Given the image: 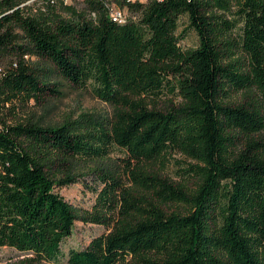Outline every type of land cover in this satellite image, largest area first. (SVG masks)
<instances>
[{
  "label": "trees",
  "instance_id": "trees-1",
  "mask_svg": "<svg viewBox=\"0 0 264 264\" xmlns=\"http://www.w3.org/2000/svg\"><path fill=\"white\" fill-rule=\"evenodd\" d=\"M22 2H0V248L19 264H264V0H122L139 13L125 23L95 0ZM26 55L112 114L8 124L17 102L60 93ZM114 151L127 186L103 172L91 209L59 193L70 164ZM171 152L195 162L183 183L155 169ZM77 221L106 231L63 252Z\"/></svg>",
  "mask_w": 264,
  "mask_h": 264
},
{
  "label": "rangeland",
  "instance_id": "rangeland-1",
  "mask_svg": "<svg viewBox=\"0 0 264 264\" xmlns=\"http://www.w3.org/2000/svg\"><path fill=\"white\" fill-rule=\"evenodd\" d=\"M23 4L30 6L31 12L38 8L43 0H20ZM2 2V0H0ZM74 5V4H73ZM76 6H81L79 2ZM33 9V10H32ZM186 26V17L181 18V24L177 33H182ZM197 44V36L193 30H187L180 41L182 48H193ZM9 58H4L3 62H7ZM25 61L32 67L39 70L40 78L52 88H59L60 93L46 92L39 101L30 100L28 102H17L14 105V113L6 117L8 124H13L16 120H22L24 123L35 122L41 126H59L69 118H76L82 113L91 115L110 116L113 112V106L94 97L88 91L78 88H72L71 85L64 81L54 70L53 67L38 59L36 56H27ZM6 66L0 64V68ZM56 86V87H53ZM168 102L162 100L154 104L156 108L165 109ZM152 106V104L150 105ZM122 154L114 151L109 154V158L100 161H78L70 164L68 168L72 169V173L76 175L77 180L71 182L68 186L58 188L59 193L70 203L76 207L91 209L95 203L97 193L105 186L100 179L103 172H116L120 177V183L127 186L128 175L124 172V165L118 159ZM195 162L179 152H171L167 155V160L161 166L155 165V169L161 172L162 176L168 177L176 183H183V173L181 169L187 168L189 164ZM101 168L94 173H90V169ZM177 207L184 208V205L167 204V210H175ZM106 231L101 225L75 222L72 234L62 243L63 252L69 249H82L90 239ZM25 256L22 253L8 248H0V264H19Z\"/></svg>",
  "mask_w": 264,
  "mask_h": 264
},
{
  "label": "built area",
  "instance_id": "built-area-1",
  "mask_svg": "<svg viewBox=\"0 0 264 264\" xmlns=\"http://www.w3.org/2000/svg\"><path fill=\"white\" fill-rule=\"evenodd\" d=\"M52 3L57 1L61 2V0H50ZM104 4V13L106 16H116V15H124L122 14L121 0H95ZM81 3V1H79ZM96 17V13H93V18ZM139 17V13L136 11H131V16H127V20L136 21ZM2 72H0V75Z\"/></svg>",
  "mask_w": 264,
  "mask_h": 264
},
{
  "label": "bare ground",
  "instance_id": "bare-ground-1",
  "mask_svg": "<svg viewBox=\"0 0 264 264\" xmlns=\"http://www.w3.org/2000/svg\"><path fill=\"white\" fill-rule=\"evenodd\" d=\"M136 0H130V2H135ZM140 2H148L151 0H139ZM63 5H71L73 4L74 0H61ZM121 7H122V14L124 15H116V16H109V18L112 21L119 22V23H125L129 20H127V16H131V9L127 5H122V0H121ZM94 13V12H93ZM93 13H91V16L93 17ZM1 72V68H0Z\"/></svg>",
  "mask_w": 264,
  "mask_h": 264
}]
</instances>
